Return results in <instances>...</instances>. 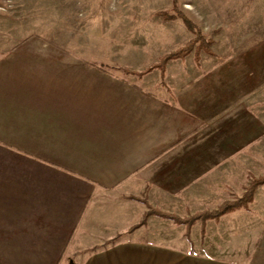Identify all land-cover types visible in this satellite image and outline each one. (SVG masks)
I'll use <instances>...</instances> for the list:
<instances>
[{"label":"crops","instance_id":"1","mask_svg":"<svg viewBox=\"0 0 264 264\" xmlns=\"http://www.w3.org/2000/svg\"><path fill=\"white\" fill-rule=\"evenodd\" d=\"M19 42L0 35V264H192L173 221L135 227L147 206L132 198L185 217L186 191L201 197L217 169L187 159L204 133L191 102L128 82L121 68L80 65L79 52ZM17 249L41 254L16 260Z\"/></svg>","mask_w":264,"mask_h":264},{"label":"rangeland","instance_id":"2","mask_svg":"<svg viewBox=\"0 0 264 264\" xmlns=\"http://www.w3.org/2000/svg\"><path fill=\"white\" fill-rule=\"evenodd\" d=\"M174 6V0H0V35H14L17 50L22 40L33 50L79 52L80 65L121 68L119 76L128 82L191 102L204 133L202 149L187 159L217 170L209 172L206 187H197L201 197L194 195L196 187L185 190L187 217L242 197L251 178L264 175V0H178L176 8L212 42L215 55L202 51L198 65L194 49L169 61L165 77L159 69L141 77L126 73L146 70L195 37L182 19L158 15L173 13ZM21 205L17 247H23ZM186 231L176 224L175 247L190 251L192 264L201 256L264 260V186L249 209L196 222L191 242ZM40 254L14 252L16 260Z\"/></svg>","mask_w":264,"mask_h":264},{"label":"trees","instance_id":"3","mask_svg":"<svg viewBox=\"0 0 264 264\" xmlns=\"http://www.w3.org/2000/svg\"><path fill=\"white\" fill-rule=\"evenodd\" d=\"M177 1L178 0H174L175 6H174L173 13L165 11V12L159 13L158 15L161 16L164 20H176L179 18L182 19L189 29L195 31V37L190 42H188L184 47H181L168 54H165L161 58L159 63L147 68L146 70L142 72L126 71V73L138 75L141 77L145 74H148L154 71L155 69H159L161 71L162 76L165 77L166 65L169 61L178 59V58H183L189 53H191L194 49L196 50V62L198 65L201 59L200 54L202 51H204L205 53L209 55H215L213 50L211 49L212 42L208 41L206 39V36L195 26V24L182 11L176 8ZM259 186H264V175L259 176V177H252L242 197L236 198L234 200L225 201L216 209L205 210V211H202V212H199L197 214L187 216V217H180L173 213L164 212L160 209L154 208L146 199L132 197L133 199L142 201L147 206V211L144 214L143 220L141 221L139 225L135 227L147 225L148 218L151 215H155L163 219L171 220L177 225H185L187 228L186 237L191 242V238H190L191 229L196 224V222L202 221V223L205 224L207 221L218 220L219 218L227 214L236 212L238 210L249 209L250 204L254 201L255 192ZM133 229L134 228H132L131 230ZM204 232L205 230L203 228V233Z\"/></svg>","mask_w":264,"mask_h":264},{"label":"bare ground","instance_id":"4","mask_svg":"<svg viewBox=\"0 0 264 264\" xmlns=\"http://www.w3.org/2000/svg\"><path fill=\"white\" fill-rule=\"evenodd\" d=\"M186 8H188V9H192V7H191V6H187Z\"/></svg>","mask_w":264,"mask_h":264}]
</instances>
